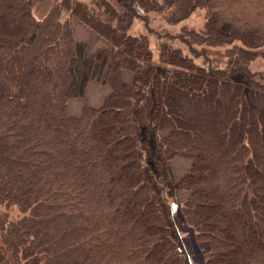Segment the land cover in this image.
I'll return each mask as SVG.
<instances>
[{"label":"trees","instance_id":"16d2710c","mask_svg":"<svg viewBox=\"0 0 264 264\" xmlns=\"http://www.w3.org/2000/svg\"><path fill=\"white\" fill-rule=\"evenodd\" d=\"M180 1L54 0L36 19L27 0H0V264H187L160 195L175 156L191 161L177 185L203 264H264V74L238 78L169 45L152 62L132 23ZM190 3L205 13V31L192 33L201 41L264 45V0ZM72 17L105 40L92 57ZM161 62L170 68L158 72ZM91 80L111 92L70 116ZM142 138L154 142L155 173Z\"/></svg>","mask_w":264,"mask_h":264},{"label":"rangeland","instance_id":"374dc122","mask_svg":"<svg viewBox=\"0 0 264 264\" xmlns=\"http://www.w3.org/2000/svg\"><path fill=\"white\" fill-rule=\"evenodd\" d=\"M191 5L190 0H181L173 8L165 7L159 12H149L145 16L147 18L146 22L139 17L134 19L130 30L133 33H148L149 47L152 50V62H159L160 52L165 50L163 46L169 45L179 48L181 54L187 56L189 61L197 65L203 64L206 68L213 65L220 70H228L226 72L239 69L238 78L244 76L243 72L245 70H249L250 74H257L256 72L264 74V45L253 48L249 47L245 49V52H242L238 51L234 45L232 46V43L214 46L201 41L202 36L200 33L198 36L192 33L193 31L196 33L205 31V13L202 8H193ZM103 41L102 46L106 45L105 40ZM165 58H168V53H166ZM109 60H111V65L115 63L113 57H110ZM161 63L157 67L158 72L163 67L170 68V64H166V62ZM124 71L132 75V82L133 72L129 69H124L122 73ZM145 143L147 145L144 144V139L142 138L140 140L139 153L149 174L152 171H156L150 153L154 142L149 138L148 140L146 139ZM190 164V159L182 156H175L167 162L166 173L164 177L161 176V183L164 184H162L160 195L165 209L164 215L166 224L169 227V235L184 251L186 263L203 264L205 247L195 240L193 234L196 226V217L193 213H185L181 209L184 205L183 202L189 196V192L177 185V181L190 168ZM156 175L159 177L160 173L156 172ZM6 212L11 218L19 215V211L16 208H7Z\"/></svg>","mask_w":264,"mask_h":264},{"label":"crops","instance_id":"0c3cea01","mask_svg":"<svg viewBox=\"0 0 264 264\" xmlns=\"http://www.w3.org/2000/svg\"><path fill=\"white\" fill-rule=\"evenodd\" d=\"M31 5L32 14L36 19H42L48 13L54 4V0H27ZM68 16L67 10L61 11V18ZM74 27V36L77 40L82 41L86 45L85 54L87 57H92L94 50L104 43V39L93 31L88 29L76 17L71 18ZM110 63V64H109ZM111 65V60L108 61ZM122 81L130 83L132 75L129 72H123L121 75ZM111 92L108 84L90 81L84 90L82 97H73L68 101L67 111L70 116H79L82 114L84 107L87 105L91 108H98L102 106L105 97Z\"/></svg>","mask_w":264,"mask_h":264}]
</instances>
